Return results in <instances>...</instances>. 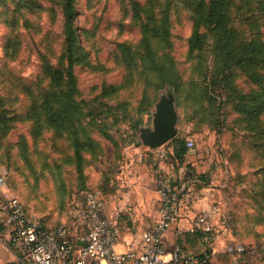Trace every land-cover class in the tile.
<instances>
[{
  "label": "rangeland",
  "instance_id": "obj_1",
  "mask_svg": "<svg viewBox=\"0 0 264 264\" xmlns=\"http://www.w3.org/2000/svg\"><path fill=\"white\" fill-rule=\"evenodd\" d=\"M62 1L0 0V168L11 193L59 225L85 191L117 186L131 156L163 148L174 176L193 168L197 192L227 201L225 246L241 242L264 264V109L251 110L264 97L247 77L264 75V63L230 64L212 26L201 30L203 49L190 50L193 13L209 0H75L70 50ZM247 35L264 39V15ZM169 95L177 134L150 149L142 130L153 128L156 104ZM177 139L195 143L182 162ZM206 264L235 262L221 251Z\"/></svg>",
  "mask_w": 264,
  "mask_h": 264
},
{
  "label": "built area",
  "instance_id": "obj_2",
  "mask_svg": "<svg viewBox=\"0 0 264 264\" xmlns=\"http://www.w3.org/2000/svg\"><path fill=\"white\" fill-rule=\"evenodd\" d=\"M188 150L195 146L186 142ZM166 152L160 158L165 159ZM197 176L193 170L185 171L181 185L177 186L165 173H158L157 184L160 201V217L141 233L138 242L121 243V212L113 216L106 208L105 191L90 190L80 202L71 204L69 220L59 225H49L42 217L32 215L23 202L11 193L7 174L0 168V225L10 230L9 241L20 243L30 264H198L207 262L214 254L208 236H230L232 218L221 209L219 202L211 203L196 216L187 230L203 235L205 247L197 255L177 243L171 251L165 244V234L179 219V204L183 194L194 193ZM216 220V221H215ZM235 264L255 263L245 244L230 240L225 247Z\"/></svg>",
  "mask_w": 264,
  "mask_h": 264
},
{
  "label": "crops",
  "instance_id": "obj_3",
  "mask_svg": "<svg viewBox=\"0 0 264 264\" xmlns=\"http://www.w3.org/2000/svg\"><path fill=\"white\" fill-rule=\"evenodd\" d=\"M161 152H165L163 148L148 153L146 159L140 155H136L134 158L131 156L130 163L127 162L126 165L121 166L122 172L117 178V186L110 191H105L108 214L113 216L115 211L121 212L119 223L122 229V237L121 243L117 246L120 251L125 249V242H138L141 233L151 228L160 217L158 173L167 174L174 183L178 182L179 186L181 185V178L186 168H181L177 178L171 170L172 166H168L164 163V159L160 158ZM152 164L158 165V167L154 169ZM189 169L193 170V168ZM181 171H183L182 175ZM198 182L199 180L196 184ZM215 194L204 188L199 192L195 189L191 195H182L178 222L165 234V244L168 251H171L177 243L182 244L192 254L203 251L205 247L203 238L191 234L187 230L202 209L207 208L213 202H219L221 209L228 211L227 201L222 204L220 196ZM4 230L3 233L7 232L8 242H2L5 238L0 239V264H30L23 246L20 243L10 242V230L8 228ZM226 237L229 239V236L224 234L207 237V241L212 242L214 254L221 251L226 252L224 243L227 242ZM229 257L234 263L232 256L229 255Z\"/></svg>",
  "mask_w": 264,
  "mask_h": 264
},
{
  "label": "trees",
  "instance_id": "obj_4",
  "mask_svg": "<svg viewBox=\"0 0 264 264\" xmlns=\"http://www.w3.org/2000/svg\"><path fill=\"white\" fill-rule=\"evenodd\" d=\"M133 3H138L140 0H132ZM255 0H209V7L207 10L200 4L193 13V29L189 38V48L201 50L206 45L204 39L207 34H202L201 30L205 26H212V31L220 45V55L230 64L248 69L256 63H264V39L263 37H249L247 34L253 32V28L258 25V19L264 15V0H257L258 10L255 11ZM75 0H63L62 12L66 19V25L69 30L70 44L69 49L74 47V18H75ZM238 15L237 18L235 15ZM238 23H235L236 19ZM148 27L143 24V31H147ZM249 70L247 77H249L255 84L260 87L261 94L264 97V75ZM264 103V102H263ZM263 103L253 106L251 110L264 109ZM61 126L62 124L59 123ZM252 128H256L252 126ZM175 150L177 158L180 162L183 161L184 155L187 153V145L183 139L175 140ZM180 145V149L178 148ZM175 157V158H176ZM176 158V159H177ZM190 169L186 168V171ZM197 176V175H196ZM8 182L9 177L7 176ZM199 180V178L197 177ZM10 187V182H9ZM90 191V190H87ZM85 191V192H87ZM84 192V193H85ZM20 199V198H19ZM21 200V199H20ZM22 201V200H21ZM23 202V201H22ZM25 207L26 204L23 202ZM29 211V209L27 208ZM68 211V210H67ZM43 219L47 220L45 217ZM1 230L6 228L0 225ZM203 238V235H199ZM205 243V240H204ZM209 261V260H208ZM207 261V262H208ZM207 262H200L198 264H206Z\"/></svg>",
  "mask_w": 264,
  "mask_h": 264
},
{
  "label": "water",
  "instance_id": "obj_5",
  "mask_svg": "<svg viewBox=\"0 0 264 264\" xmlns=\"http://www.w3.org/2000/svg\"><path fill=\"white\" fill-rule=\"evenodd\" d=\"M178 114L175 108V99L172 95L162 98L156 104L153 115V128L142 130L141 144L155 149L173 139L177 134ZM6 174V172H4Z\"/></svg>",
  "mask_w": 264,
  "mask_h": 264
}]
</instances>
